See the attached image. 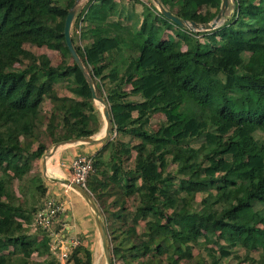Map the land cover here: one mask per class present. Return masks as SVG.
Here are the masks:
<instances>
[{
	"label": "trees",
	"instance_id": "obj_1",
	"mask_svg": "<svg viewBox=\"0 0 264 264\" xmlns=\"http://www.w3.org/2000/svg\"><path fill=\"white\" fill-rule=\"evenodd\" d=\"M75 1L0 0V264L50 259L46 233L25 227L48 197L36 164L49 145L100 128L64 42ZM160 2L199 25L221 5ZM231 2L210 32L178 28L153 4L132 23L115 0L87 4L78 40L73 20L72 43L112 121L86 183L112 264H264V0ZM202 239L218 247L194 255ZM71 263L91 264V251L77 247Z\"/></svg>",
	"mask_w": 264,
	"mask_h": 264
},
{
	"label": "water",
	"instance_id": "obj_2",
	"mask_svg": "<svg viewBox=\"0 0 264 264\" xmlns=\"http://www.w3.org/2000/svg\"><path fill=\"white\" fill-rule=\"evenodd\" d=\"M80 1L81 0L75 1V3L72 5V7L68 10L67 15L65 17L64 26H63L64 42H65L66 48L68 50V53H69L72 61L78 67V69L83 74V76L86 80V83H87L88 88L90 90L92 99L95 102H98V103L103 105V108L101 109L102 110L101 113H102V116L104 119V126H103V131H102V137L99 138V140L101 142H106L110 138V135L112 132V121H111V117L109 114V109L107 108L106 105H104L105 103H104L103 99L100 96H98V94L96 93L93 81H92L91 77L89 76V74L87 73V70L85 69L82 60L78 56V54L75 50V47L72 43V38H71V25H72L73 19L75 18L76 14L78 12V6H79ZM150 1L152 3H154L158 13L161 15L162 18L169 21L170 23L177 26L178 28L187 30L189 32H210V31H214V30L218 29L219 27H221V25L225 22L222 19L224 18L226 11L228 9V5H229V0H221L220 9H219V12L216 15V17L211 22H209L207 24L199 25L195 22L184 21V20L178 18L177 16L173 15L171 12H169L168 10H166L162 6V4L160 3L159 0H150ZM91 142H93V139L90 137H86V138H73V139H69V140H65V141L55 143L52 145L49 153L44 156V159L45 158H47V159L51 158L58 150H60L64 147L71 146V145H74L77 143H91ZM59 182L62 185L66 186V187L70 188L71 190H73L74 192H76L83 199V201L86 203V205L89 207V209L92 211L94 222L96 225V229L98 231L100 243L102 246V252H103V256L105 258L106 264H112L111 252L109 249V242H108V237H107V233L105 230V224L102 220L99 209H98L96 203L94 202L92 196L85 189L80 188L78 185L72 183L69 180H62Z\"/></svg>",
	"mask_w": 264,
	"mask_h": 264
},
{
	"label": "crops",
	"instance_id": "obj_3",
	"mask_svg": "<svg viewBox=\"0 0 264 264\" xmlns=\"http://www.w3.org/2000/svg\"><path fill=\"white\" fill-rule=\"evenodd\" d=\"M91 1H94V0H81L79 3V8L86 7L87 4ZM115 1L117 2V7H121V6L126 7L127 5H129L132 12L128 14H132V17L134 18L132 23H134L137 20L139 21V23L142 21L143 6L149 7L151 4L154 5V3H152L150 0H137V1H133V3L126 2L125 0H115ZM126 3H129V4H126ZM129 7L127 6V9H129ZM97 110L99 111V113H101V109L97 108ZM101 128H99L97 133H95L93 136L90 137L93 139V142L74 144L73 145L74 149L64 147L58 150L51 158L44 159V156H45L44 155L39 160L43 175L45 174V172L50 174V175H47L49 180L45 182V185L47 187V194L55 195V198L65 201L67 205L69 206L68 213H70V216L68 214L66 215L63 214L62 216L59 217L58 222L64 225L67 235L72 234L70 235L71 237L81 236L82 238L86 239L88 235L92 233L90 222L92 221L93 213L89 209V207L86 205V203L83 201V199L76 192H74L70 188L63 187L64 185H62L59 182L62 180L70 179V170L68 166H66L67 168L64 170L58 169L57 171L55 170V172L50 173L51 170L49 169V163L50 161L54 160L58 165L63 166V165H68V163L75 156L94 155L97 151H99V149L102 147V144L104 143L99 140V138H101V136L99 135L102 134L101 131H103L101 130ZM61 175L65 177V179L62 178ZM72 207L74 208V211L72 210ZM76 207H77V210H76ZM72 230L73 232L70 233Z\"/></svg>",
	"mask_w": 264,
	"mask_h": 264
},
{
	"label": "built area",
	"instance_id": "obj_4",
	"mask_svg": "<svg viewBox=\"0 0 264 264\" xmlns=\"http://www.w3.org/2000/svg\"><path fill=\"white\" fill-rule=\"evenodd\" d=\"M125 1L133 2L137 0ZM85 8L86 7L79 8L78 6V12L76 15L79 16V20L74 29L77 39H79L81 28L84 25L83 19L86 14ZM68 168L70 170L69 181L86 190L87 179L89 175L93 173L92 157L90 155L75 156L68 163ZM65 205L66 202L63 200L54 197H47L43 201L42 207L33 214L31 223L25 226L29 229L31 234H34L37 231H43L46 233L50 258L54 259L58 264H67L72 251L79 246H84L77 237L67 236L64 225L58 222L59 217L64 214L65 210H67ZM57 226L59 227L58 229L56 228ZM33 259H36L35 255H33ZM42 260L44 262L46 261L44 259Z\"/></svg>",
	"mask_w": 264,
	"mask_h": 264
},
{
	"label": "rangeland",
	"instance_id": "obj_5",
	"mask_svg": "<svg viewBox=\"0 0 264 264\" xmlns=\"http://www.w3.org/2000/svg\"><path fill=\"white\" fill-rule=\"evenodd\" d=\"M232 0H229V2H231ZM232 3V2H231ZM231 14V12L229 13H226V16H224V18L222 19L223 21H225V19L227 17H229ZM75 43L78 45L77 41H75ZM27 50L31 51L34 55H46L49 60H51L54 64L55 62H59V58L60 56L58 55L57 52H53V51H49V50H46L45 48H36V47H33V46H29V47H26ZM169 84V82H168ZM174 90L171 91V94L173 95ZM105 105V104H104ZM94 106H95V109L96 111L99 113V111L97 110V108L101 109L103 108V105L98 103V102H95L94 101ZM45 108H47L48 106L44 105ZM106 107V106H105ZM102 111V110H101ZM99 117V121H100V128L101 130H103V126H104V119H103V116H102V113H99L98 115ZM162 116L160 115H154L152 120H151V123H150V126L152 129L156 130L159 128V122L162 120ZM212 123H218L219 124V121L216 120V119H212L211 120ZM102 132V131H101ZM99 136H102V134H100ZM260 136V135H259ZM192 145H194V143H192ZM52 146L49 145V150L51 149ZM67 148H71V149H74L73 145L71 146H67ZM49 150L48 152L45 154L47 155L49 153ZM37 169L39 171V173L41 174V176L43 177L44 179V182H47L49 180L48 176L47 175H50L49 173H46L43 175V172L41 170V165L40 163L38 162L37 164ZM68 165H58L54 160L53 161H50L49 163V170L50 173L52 172H55V170L57 171L58 169H61V170H64L66 169ZM58 167V168H57ZM60 173V172H59ZM53 175V174H51ZM46 176V178H45ZM62 178L65 179V177H63L61 175ZM60 177V178H61ZM48 184V183H47ZM64 187V186H63ZM52 195V196H51ZM51 195H48V197H54L55 198V195L51 194ZM94 200V199H93ZM66 209L65 212H64V215L68 214L70 216V213L69 212V209H68V205L66 203L65 205ZM72 210L74 211V208L72 207ZM76 210H77V207H76ZM72 211V212H73ZM67 212V213H66ZM101 214V213H100ZM105 217H107L106 215H104ZM101 217H102V214H101ZM103 219V218H102ZM90 227L92 229V233H90L88 235V237L85 239V238H82L81 236H77L78 239H80V241L84 244V246L91 251V254H92V263L91 264H106V261H105V258L103 256V252H102V246H101V243H100V239H99V235H98V231L96 229V225H95V222L92 218V221L90 222ZM91 231V230H90ZM73 230L70 232L72 233ZM72 234H69L67 236H70ZM205 240V241H204ZM206 246H210V247H218V244L214 243V244H210L209 241L207 239H202L198 244H197V247H194L193 249V254L194 255H198L200 253H203L204 250L203 248L206 247ZM117 263V262H116ZM46 264H58L54 259L50 258ZM72 264V263H71ZM241 264H246V262H242Z\"/></svg>",
	"mask_w": 264,
	"mask_h": 264
},
{
	"label": "clouds",
	"instance_id": "obj_6",
	"mask_svg": "<svg viewBox=\"0 0 264 264\" xmlns=\"http://www.w3.org/2000/svg\"><path fill=\"white\" fill-rule=\"evenodd\" d=\"M74 20V19H73ZM72 24H73V21H72ZM71 28H72V25H71ZM75 29V28H74ZM75 37H76V35H75ZM78 40V39H77Z\"/></svg>",
	"mask_w": 264,
	"mask_h": 264
},
{
	"label": "bare ground",
	"instance_id": "obj_7",
	"mask_svg": "<svg viewBox=\"0 0 264 264\" xmlns=\"http://www.w3.org/2000/svg\"><path fill=\"white\" fill-rule=\"evenodd\" d=\"M102 109V108H101ZM102 137V136H101Z\"/></svg>",
	"mask_w": 264,
	"mask_h": 264
}]
</instances>
